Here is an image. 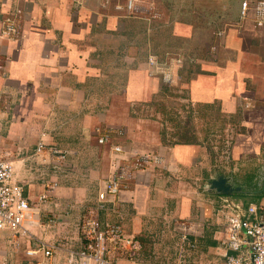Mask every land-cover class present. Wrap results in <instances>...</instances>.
Masks as SVG:
<instances>
[{
    "label": "crops",
    "instance_id": "obj_1",
    "mask_svg": "<svg viewBox=\"0 0 264 264\" xmlns=\"http://www.w3.org/2000/svg\"><path fill=\"white\" fill-rule=\"evenodd\" d=\"M243 1L145 0L131 14L127 0H0V150L33 208V236L55 247L50 258L28 256L36 242L23 238L17 248L0 233V256L70 264V252L84 248L78 224L97 207L102 227L121 225L151 252L122 250L115 264H227L231 206L264 208V28L252 11L240 19ZM8 18L13 39L1 36ZM150 57L185 82L189 144L166 135L151 142L133 129V106L163 105L154 104L166 87ZM102 136L110 140L100 144ZM41 141L65 155L62 171L57 156L36 155ZM146 154L158 163L135 167ZM119 162L131 169L101 202ZM220 177L232 195L211 190ZM180 224L195 232L187 242ZM172 233L173 259L163 241Z\"/></svg>",
    "mask_w": 264,
    "mask_h": 264
},
{
    "label": "built area",
    "instance_id": "obj_2",
    "mask_svg": "<svg viewBox=\"0 0 264 264\" xmlns=\"http://www.w3.org/2000/svg\"><path fill=\"white\" fill-rule=\"evenodd\" d=\"M108 1V0H105ZM145 0H127V9L132 14L140 13L139 6ZM254 13V26L264 28V0L250 1L244 0L241 3L240 19H247L250 12ZM17 34V26L13 18H8L1 36L13 39ZM150 65L163 73L166 84L175 83L172 68L170 65L160 62L155 57H150ZM182 64L178 59V65ZM3 66L0 63V71ZM110 140L109 136H102L100 144ZM114 153L121 154L123 149L117 146L113 149ZM46 152L58 157L59 164L56 167L62 171V162L65 155L49 148L43 141L37 145L36 155L44 156ZM158 163V160L151 155H142L136 158L135 167L151 166ZM131 167L118 163L115 172L108 180L106 189L100 193L101 202H105L109 196H116L120 191V184L129 173ZM15 166L7 158V155L0 150V233H8L14 245L20 247L21 239H29L37 243V250L29 249L26 254L35 256L42 252L46 258H50L55 247L47 245L35 239L31 232L32 211L24 192V187L14 181ZM47 196L42 197L45 201ZM233 214L228 218L226 236L222 241L224 248L231 252L226 254L227 264H264V208L259 209L255 205L248 208L243 214L239 206H231ZM98 208L88 210L86 216L79 222L78 230L84 240V248L80 251H71L70 264H115L113 261L114 253L128 251L130 257H135L142 252V244L137 239L126 234L124 228L118 224H110L102 227L97 215ZM177 230L182 233L181 240L188 241V236L195 233L190 225H177ZM123 250V251H122ZM236 253L238 255L232 254ZM0 264H10L9 261L0 256ZM38 264H45L43 261Z\"/></svg>",
    "mask_w": 264,
    "mask_h": 264
},
{
    "label": "rangeland",
    "instance_id": "obj_3",
    "mask_svg": "<svg viewBox=\"0 0 264 264\" xmlns=\"http://www.w3.org/2000/svg\"><path fill=\"white\" fill-rule=\"evenodd\" d=\"M166 61H168V58L166 59ZM178 77L179 76L177 75L175 78V83L166 84L163 82L167 90L165 89L163 94L156 95L154 97L155 99H157L156 102L154 101V104L161 103L163 104L162 106H133V111L136 115L135 119L137 118L133 129L136 131L146 130L150 133L149 137H146L144 140L147 139L151 142H154L155 140H157L158 136L162 138L164 135H166L165 137L169 141H174L173 136L184 131L183 128L175 130L177 128V124L179 123H181L182 125L186 123L187 125H185V128L188 129V131L191 130V124H189L188 119L191 110V102L188 96V89L185 86L184 80L178 79ZM141 119L143 120V122L141 121ZM197 124L200 131L205 128L204 123L199 121ZM176 239L177 237L173 233L168 234L167 238L163 239V241L166 242L167 245H169V247H167L165 251L168 253L166 257H172L171 259H173L174 255L173 245L178 242ZM143 252L147 255L151 254L148 247L145 249V251L143 250L142 253Z\"/></svg>",
    "mask_w": 264,
    "mask_h": 264
},
{
    "label": "water",
    "instance_id": "obj_4",
    "mask_svg": "<svg viewBox=\"0 0 264 264\" xmlns=\"http://www.w3.org/2000/svg\"><path fill=\"white\" fill-rule=\"evenodd\" d=\"M210 188L211 190L225 196L232 195L234 192L233 187L229 184L228 179H226L225 177H220L212 181L210 184Z\"/></svg>",
    "mask_w": 264,
    "mask_h": 264
},
{
    "label": "trees",
    "instance_id": "obj_5",
    "mask_svg": "<svg viewBox=\"0 0 264 264\" xmlns=\"http://www.w3.org/2000/svg\"><path fill=\"white\" fill-rule=\"evenodd\" d=\"M185 125H187L185 123ZM185 125H182L181 123L177 124V128L181 129L183 128L184 131L177 133L176 135L173 136L174 141H170L171 145L172 144H189L190 142H193L195 139L193 137L188 136V129L185 128Z\"/></svg>",
    "mask_w": 264,
    "mask_h": 264
}]
</instances>
